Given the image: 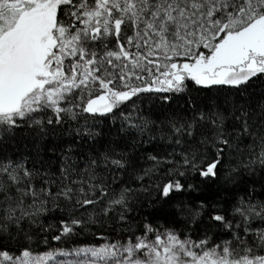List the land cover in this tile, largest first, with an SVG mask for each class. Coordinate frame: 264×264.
<instances>
[{"label": "trees", "instance_id": "1", "mask_svg": "<svg viewBox=\"0 0 264 264\" xmlns=\"http://www.w3.org/2000/svg\"><path fill=\"white\" fill-rule=\"evenodd\" d=\"M58 4V18L72 29V9L64 7L76 0ZM111 40L127 42L118 32L87 49L101 54ZM60 53L51 67L64 78L89 69ZM99 80L112 103L107 112L77 102L76 116L41 106L40 121L0 123V168L20 166L16 179L0 174V257L124 243L166 228L228 243L236 255L264 254V70L236 84L186 75L168 86L175 89Z\"/></svg>", "mask_w": 264, "mask_h": 264}, {"label": "rangeland", "instance_id": "2", "mask_svg": "<svg viewBox=\"0 0 264 264\" xmlns=\"http://www.w3.org/2000/svg\"><path fill=\"white\" fill-rule=\"evenodd\" d=\"M60 2L0 0V62L12 50L3 41L8 31L45 11L50 21L33 34L30 80L0 76V123L24 117L40 121L41 106L76 116L77 102H86L91 112H107L112 103L101 91V77L115 88L175 89L168 86L186 75L202 84H236L264 70V0H76L74 7H64L72 9V29L58 18ZM118 32L127 42L117 46L111 40L101 54L87 49L90 41ZM63 50L81 57L89 69L64 78L51 67ZM53 52L58 53L51 58ZM70 69L66 65L65 72ZM18 171L13 163L0 168L14 179ZM0 264H264V254L236 255L228 243L193 241L166 228L124 243L5 252Z\"/></svg>", "mask_w": 264, "mask_h": 264}, {"label": "water", "instance_id": "3", "mask_svg": "<svg viewBox=\"0 0 264 264\" xmlns=\"http://www.w3.org/2000/svg\"><path fill=\"white\" fill-rule=\"evenodd\" d=\"M49 22L45 13L42 12L39 15L26 18L21 26L5 34L4 39L12 45V50L6 61L0 62V71L9 68L11 72V75L8 76L9 80L13 79L12 75L16 73L27 78L34 75L35 55L33 53L28 54L32 50V34L37 33Z\"/></svg>", "mask_w": 264, "mask_h": 264}, {"label": "flooded vegetation", "instance_id": "4", "mask_svg": "<svg viewBox=\"0 0 264 264\" xmlns=\"http://www.w3.org/2000/svg\"><path fill=\"white\" fill-rule=\"evenodd\" d=\"M32 36H33V34H32ZM29 52H30V51H29ZM28 54H30V53H28ZM34 66H35V64H34ZM1 72H6V73H8V76L11 75V74H10L11 72H10L9 68H5V69H3L2 71H0V73H1ZM16 74H17V73H16ZM16 74H15V75H16ZM15 75H12V77L14 78Z\"/></svg>", "mask_w": 264, "mask_h": 264}, {"label": "bare ground", "instance_id": "5", "mask_svg": "<svg viewBox=\"0 0 264 264\" xmlns=\"http://www.w3.org/2000/svg\"><path fill=\"white\" fill-rule=\"evenodd\" d=\"M28 53H30V52H28Z\"/></svg>", "mask_w": 264, "mask_h": 264}]
</instances>
